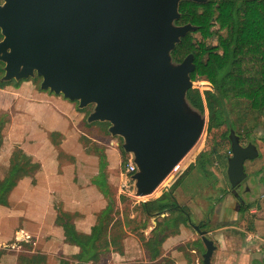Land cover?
<instances>
[{
    "label": "water",
    "instance_id": "1",
    "mask_svg": "<svg viewBox=\"0 0 264 264\" xmlns=\"http://www.w3.org/2000/svg\"><path fill=\"white\" fill-rule=\"evenodd\" d=\"M0 6V60L3 81L41 79L40 89L94 104L88 122H107L108 133L123 139L136 171V196L152 194L200 138L204 119L189 117L193 56L173 62L171 52L190 24L176 26L181 1L206 0H4ZM195 35V34H193ZM192 35V36H193ZM226 176L233 192L245 181L246 161L257 147L242 146L229 130ZM189 226L204 246L202 264L216 251L212 235ZM20 240H25L21 238Z\"/></svg>",
    "mask_w": 264,
    "mask_h": 264
},
{
    "label": "crops",
    "instance_id": "2",
    "mask_svg": "<svg viewBox=\"0 0 264 264\" xmlns=\"http://www.w3.org/2000/svg\"><path fill=\"white\" fill-rule=\"evenodd\" d=\"M1 114H7L8 121L0 146V182L8 175L15 147L39 169L33 176L18 180L7 204L0 205V251L4 253L0 264H20L25 254L38 264H57L60 259L75 264L79 248L66 241L57 224L58 210L69 216L78 233L91 232L108 206L109 188L115 183L113 177L100 178L102 172L115 169L111 156H107L106 171H102L99 146L88 151L82 141L84 137L99 145V132L85 128V115L74 102L43 91L31 81L0 89ZM112 143L109 141V146ZM104 153L115 156L117 149L112 146ZM169 217L164 214L150 219L140 231L143 240L123 227L126 235L120 241V251L110 248L98 264H201L204 246H200V237L183 222L173 224ZM158 228L164 229L166 237L155 248L156 256L152 241ZM229 245L235 246L231 240ZM22 246L30 249L23 251ZM238 247L230 264H248L242 240Z\"/></svg>",
    "mask_w": 264,
    "mask_h": 264
},
{
    "label": "trees",
    "instance_id": "3",
    "mask_svg": "<svg viewBox=\"0 0 264 264\" xmlns=\"http://www.w3.org/2000/svg\"><path fill=\"white\" fill-rule=\"evenodd\" d=\"M179 14L180 18L175 21V25L190 24L196 28V31L188 33L181 39L171 52V58L178 64L186 56L192 55L195 70L190 74L191 81L195 82L198 78H202L210 87L203 93L198 92L197 89L188 90L186 101L190 107L200 113H204V105H206L209 116L208 133L213 129L226 126L228 129L226 138L229 142V130L232 129L235 132V127L228 119L226 108L228 102L244 101L249 104L252 111L264 113V0H206L201 4L181 1ZM213 27H217V30L212 31ZM221 31H225V36L219 35ZM193 34H199L201 40L194 41ZM215 35L218 36V44L208 46L205 41ZM7 85L6 83L5 86ZM2 88L0 86V89ZM2 131L3 124L0 123V146ZM238 137L241 141L240 136ZM248 143L253 144V141L249 140ZM229 152L230 149L227 153ZM201 157H204V153ZM130 162L129 160L127 165ZM100 166L102 168L101 163ZM193 168L190 165L175 185L179 186L183 176ZM38 169L37 163L15 147L11 155L8 175L0 182V205L7 204V196L18 180L33 176ZM128 174L131 175V173ZM100 178L104 181L102 174ZM166 188L158 198L140 203V211L147 221L139 231L146 228L150 219L160 218L164 214L170 216L169 219L173 220V224L178 221L188 226V221L194 224L189 208L179 206L171 187ZM110 203L109 198L107 208L97 217L96 225L87 235L78 233L70 223L69 216L58 210L57 224L63 229L66 241L79 248V254L74 259L75 264H96L110 252V248L120 251V241L126 235L123 227L130 233H137L126 228L125 218L124 224L120 222L116 225L118 219L112 218L115 215L112 213ZM245 212L246 207L241 206L239 215ZM194 225H199L201 230L211 231L206 223L200 222ZM137 235L143 240L140 232ZM165 237L164 229H160L158 234L156 232V237L152 241L156 256L158 252L155 248L161 245ZM204 251L202 250V253ZM3 254L0 251V259ZM33 259L35 260V258H22L20 264H26V262L31 264ZM63 264H70V262Z\"/></svg>",
    "mask_w": 264,
    "mask_h": 264
},
{
    "label": "rangeland",
    "instance_id": "4",
    "mask_svg": "<svg viewBox=\"0 0 264 264\" xmlns=\"http://www.w3.org/2000/svg\"><path fill=\"white\" fill-rule=\"evenodd\" d=\"M216 30L217 27L212 28V31ZM219 35L225 36V31L219 32ZM1 38L3 39L0 30V42L2 41ZM193 38L196 42L201 40L199 34L193 35ZM217 38L218 36L215 35L207 39L205 43L208 46H215L218 44ZM4 68L5 63L0 60L1 87L4 88L6 83L31 81L40 88L41 79L35 74L28 79L19 81L16 79L9 82L3 81ZM192 83V89H197L200 93L210 88L202 78H198ZM74 103L78 111L85 115V128L99 132V145L91 143L84 137L82 141L88 151L95 150L99 146L100 152H96L100 157L102 171H106V158L111 156L109 159L115 169L108 173L102 172V175L105 178L113 177L115 181L114 186L109 188V198L112 213L115 215L112 218L118 219L116 225L120 222L124 224L123 219L125 218L126 228L139 233V229L147 221L145 215L140 211V203L158 198L163 190L170 186L177 204L186 206L191 211L193 223H198L200 220L204 221L209 217V229L212 234L210 239L217 248L212 256L211 264H227V259L232 253L227 246L230 240L235 244L232 247L237 252L239 242L243 241L245 244L244 251L248 255V264H264V113L252 111L249 104L244 101H233L226 104L229 122L235 127V133L240 136L241 145L244 146L249 140H252L259 153L257 159L246 161L244 164L247 177L236 189L235 197L238 198V202H243L246 212L238 216L236 214L238 204L231 196V188L226 176L227 160L230 157V154L227 153L230 149V144L226 138L228 129L226 126H221L208 133L209 116L206 105H204V113H200L190 106V110H188L184 106V113L189 117L204 119V130L198 141L174 169H177V172L173 171L169 174L152 194L140 197L136 196L134 181L131 178L132 174L126 173L127 163L129 160L132 161V155L123 150V139L119 136L112 137L108 133L110 124L107 122H88V117L94 111V104L79 109V103L77 101ZM7 121V114H1L0 123L3 124V128ZM109 141L113 142L111 146H109ZM112 146L117 149L116 155L112 156L108 153L106 155L105 150ZM202 153H204L203 158L201 157ZM190 165L194 168L188 171L187 175L183 176L180 185L176 186L175 182ZM225 220H232V222H225ZM225 224L229 228H225ZM224 237H228V239L225 240ZM200 246H202V241ZM28 249H30L28 246H22L23 251H28ZM24 258L30 259L27 254L24 255ZM64 262L68 263L69 261L60 259L57 264ZM38 263L33 259L31 264ZM26 264L29 263L26 262Z\"/></svg>",
    "mask_w": 264,
    "mask_h": 264
},
{
    "label": "flooded vegetation",
    "instance_id": "5",
    "mask_svg": "<svg viewBox=\"0 0 264 264\" xmlns=\"http://www.w3.org/2000/svg\"><path fill=\"white\" fill-rule=\"evenodd\" d=\"M5 3V1L4 0H0V6H2L3 4ZM2 39V38H1ZM248 144V143H247ZM246 144V145H247ZM246 145H244V146H246ZM241 185V184H240ZM239 185V186H240ZM238 186V187H239ZM237 187V188H238ZM236 188V189H237ZM236 189H235V191H236ZM231 196L234 198V200H235V203H237L238 204V206H237V209H236V214L237 215H239V209H240V207L241 206H243V202H238V198L237 197H235V193L236 192H233L232 191V189H231ZM200 222H202V223H206V224H208V227H209V223H210V219H209V217H207V219L206 220H204V221H199L198 223H200ZM225 222H229V223H231L232 222V220L231 221H228V220H225ZM194 224H197V223H194ZM225 238V240H227L228 239V237H224ZM230 243H228L227 244V246H228V249L230 250V252H232L231 253V255L228 257V259H227V264H230L233 260H234V258H235V249H233V247H232V245H229Z\"/></svg>",
    "mask_w": 264,
    "mask_h": 264
},
{
    "label": "built area",
    "instance_id": "6",
    "mask_svg": "<svg viewBox=\"0 0 264 264\" xmlns=\"http://www.w3.org/2000/svg\"><path fill=\"white\" fill-rule=\"evenodd\" d=\"M230 154V152H229ZM136 171V167L135 165L132 163V161L127 165V169H126V173H131V174H134ZM177 172V169L174 170ZM22 238V237H21ZM24 238V237H23ZM26 240V239H25Z\"/></svg>",
    "mask_w": 264,
    "mask_h": 264
}]
</instances>
